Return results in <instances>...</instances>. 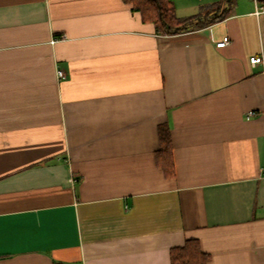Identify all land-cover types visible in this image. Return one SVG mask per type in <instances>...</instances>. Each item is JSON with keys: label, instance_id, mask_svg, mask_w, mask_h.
Listing matches in <instances>:
<instances>
[{"label": "crops", "instance_id": "1", "mask_svg": "<svg viewBox=\"0 0 264 264\" xmlns=\"http://www.w3.org/2000/svg\"><path fill=\"white\" fill-rule=\"evenodd\" d=\"M224 8L167 36L123 0H0V264H264V13Z\"/></svg>", "mask_w": 264, "mask_h": 264}, {"label": "trees", "instance_id": "2", "mask_svg": "<svg viewBox=\"0 0 264 264\" xmlns=\"http://www.w3.org/2000/svg\"><path fill=\"white\" fill-rule=\"evenodd\" d=\"M132 6L135 13H139L142 21L153 24L159 35H178L192 30H198L225 19L229 12L223 9L225 4L233 0H222L221 4L207 7L198 15L189 18H180L171 0H123ZM264 4V0H258ZM223 9L215 12V9ZM156 165L167 178L175 176L173 162V142L169 126L159 128V149L155 153ZM171 264H208L209 256L203 254L199 241L187 240L182 247L174 248L170 253Z\"/></svg>", "mask_w": 264, "mask_h": 264}, {"label": "built area", "instance_id": "3", "mask_svg": "<svg viewBox=\"0 0 264 264\" xmlns=\"http://www.w3.org/2000/svg\"><path fill=\"white\" fill-rule=\"evenodd\" d=\"M254 1L256 3V14H262V13H264V4H260L258 2V0H254ZM62 39H63V36L55 39L54 41H58V40H62ZM229 43H230L229 38L228 37H225V38L222 39V41H220L219 43H217V47L218 48H224ZM250 64L253 67H257V66H260V65H262L264 67V56L261 55V56L251 57L250 58ZM65 78H66V76H65V73L63 71H58L57 72V79L58 80H63ZM262 175L264 176V169L262 170ZM55 264H60V263H55Z\"/></svg>", "mask_w": 264, "mask_h": 264}]
</instances>
